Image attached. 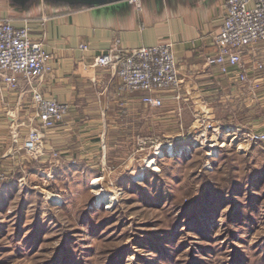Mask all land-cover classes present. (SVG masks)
I'll return each instance as SVG.
<instances>
[{"label": "rangeland", "instance_id": "374dc122", "mask_svg": "<svg viewBox=\"0 0 264 264\" xmlns=\"http://www.w3.org/2000/svg\"><path fill=\"white\" fill-rule=\"evenodd\" d=\"M166 105L101 162L31 159L0 182V264H264V142L192 144L201 127L174 133Z\"/></svg>", "mask_w": 264, "mask_h": 264}, {"label": "crops", "instance_id": "0c3cea01", "mask_svg": "<svg viewBox=\"0 0 264 264\" xmlns=\"http://www.w3.org/2000/svg\"><path fill=\"white\" fill-rule=\"evenodd\" d=\"M224 4L225 0H141L138 7L127 0H0V19L8 17L15 25L28 19L31 38L42 40L52 54V69L41 84L43 95L69 104L63 120L46 130L40 167L50 162L59 166L58 172L63 164L106 159V151L112 155L123 149L117 132L128 129L129 120L137 123L142 118L145 92L119 91L116 77L92 64L115 41L127 47L171 43L182 98L167 93L163 105L176 125L174 133L191 132L202 127L201 121L219 125L221 132L264 130V43L244 49L249 70L254 60L263 64L256 74L249 71L246 80H240L237 69L224 74L206 61L217 49L213 37L226 13ZM80 43L88 44V50L80 49ZM26 88L22 75L14 89L0 80V171L9 178L30 161L21 151L9 152L11 120L24 124L21 134L26 124L36 121ZM131 154L128 150L122 156Z\"/></svg>", "mask_w": 264, "mask_h": 264}, {"label": "built area", "instance_id": "2783aa9c", "mask_svg": "<svg viewBox=\"0 0 264 264\" xmlns=\"http://www.w3.org/2000/svg\"><path fill=\"white\" fill-rule=\"evenodd\" d=\"M127 1L138 7L141 2ZM224 6L226 13L213 37L217 49L206 57V61L218 65L224 74L237 69L240 80H246L249 71L256 74L263 68L259 60H254L253 71L249 70L243 54L246 47L264 43V0H225ZM79 48L88 50L89 46L80 43ZM51 58L52 54L45 48L44 42L31 38L28 19L20 25H15L8 17L0 19V80L14 89L18 86V76L24 77L36 119L26 124L23 134L20 127L24 124L11 120L9 152L12 155L21 151L32 160H41L46 154V130L62 121L69 110L66 101L45 97L42 93L44 76L52 69ZM92 64L108 69L116 77L119 91L145 92L141 101L147 106H162L167 93H172L174 99L182 98L177 90L180 82L178 61L171 43L127 47L115 41L97 54ZM256 87L258 84H255ZM210 131L219 133L220 126L202 124L200 134L193 136L189 142L195 137L199 143L206 141V134ZM234 133V137H238L237 132ZM239 138L245 143L264 142V130L242 132ZM7 178V172L1 170L0 182Z\"/></svg>", "mask_w": 264, "mask_h": 264}, {"label": "bare ground", "instance_id": "6f19581e", "mask_svg": "<svg viewBox=\"0 0 264 264\" xmlns=\"http://www.w3.org/2000/svg\"><path fill=\"white\" fill-rule=\"evenodd\" d=\"M196 142H199V140L195 137V138L191 141V143H192V144H195ZM191 143H189V144H191ZM189 146H190V145H189ZM188 148H189V147H188ZM149 164H150V163H149ZM140 174H141V173H140ZM97 177H98V176H97ZM99 179H100V178H96V177H95L94 179L91 180L90 185L98 184ZM92 187H93V186H92ZM108 192H109V191H106V192H105V191H104V192H103V191H100L99 194H98V195H99V198H100V199H101V198H103V199L107 198V195H108L107 193H108ZM110 192H111V191H110ZM51 197H53V196H51ZM114 198H115V197H114L113 195L110 196V200H109V201H112V200L114 201Z\"/></svg>", "mask_w": 264, "mask_h": 264}, {"label": "water", "instance_id": "95a60500", "mask_svg": "<svg viewBox=\"0 0 264 264\" xmlns=\"http://www.w3.org/2000/svg\"><path fill=\"white\" fill-rule=\"evenodd\" d=\"M68 2H78V3H83V4H97V3H102L106 2L109 0H65Z\"/></svg>", "mask_w": 264, "mask_h": 264}, {"label": "trees", "instance_id": "16d2710c", "mask_svg": "<svg viewBox=\"0 0 264 264\" xmlns=\"http://www.w3.org/2000/svg\"><path fill=\"white\" fill-rule=\"evenodd\" d=\"M30 160H31V159H30ZM206 181H207V182L204 183V184L206 185L205 187L208 188V189H211V184H212V183H210V182H211L210 179H207ZM209 183H210V184H209Z\"/></svg>", "mask_w": 264, "mask_h": 264}]
</instances>
